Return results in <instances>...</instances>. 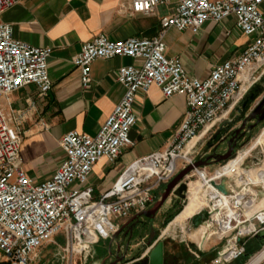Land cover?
I'll return each mask as SVG.
<instances>
[{"label":"built area","instance_id":"2783aa9c","mask_svg":"<svg viewBox=\"0 0 264 264\" xmlns=\"http://www.w3.org/2000/svg\"><path fill=\"white\" fill-rule=\"evenodd\" d=\"M20 1L0 0V264H87L101 240L112 238L125 220L153 205L157 191L205 156L202 140H211L217 130L226 128L232 112L258 84L264 73V0H121L147 16L162 5L176 7L163 17L162 29L152 38L112 41L101 33L82 46L73 62L85 87L91 85V65L98 59L126 56L142 63L120 67L118 81L125 92L114 111L95 136L67 132L60 140L65 161L52 179L39 184L24 168V131L9 98L29 85L42 96L51 91L52 48L15 38L3 14ZM229 17L256 39L238 57L215 64L206 78L192 76L181 57L167 55L168 29L198 34L208 21L219 23ZM154 85L166 97L186 98L187 110L174 141L133 162L111 189L95 197L90 185L94 167L102 158L115 163L134 145L130 132L138 119L136 96ZM253 157L251 165H246V157L228 173L223 170L231 160L218 168V175L209 177L198 167L186 177L196 171L211 188L203 225L210 236L224 242L216 259L220 264L241 259L249 240L264 232V161ZM224 178L231 182L227 192L219 188ZM59 235L64 244L56 240ZM48 250L52 256L45 259ZM258 254H263L258 264H264V244L247 264Z\"/></svg>","mask_w":264,"mask_h":264},{"label":"crops","instance_id":"0c3cea01","mask_svg":"<svg viewBox=\"0 0 264 264\" xmlns=\"http://www.w3.org/2000/svg\"><path fill=\"white\" fill-rule=\"evenodd\" d=\"M175 7V4L162 5L154 15L147 16L135 13L130 2L121 0H21L3 14V20L12 24L15 38L32 46L52 48L49 58V74L53 82L51 91L42 96L36 86L29 85L12 93L9 98L10 106L20 117L24 131L21 148L23 165L36 184L52 179L65 161L66 154L60 140L67 132L77 130L95 136L114 111L125 92L118 81L120 67L142 63L126 56L98 59L91 65V85L85 87L81 71L73 62L82 46L101 33L112 41L131 37L152 38L162 29L163 17L173 14ZM261 9L264 13V3ZM255 39L256 35L244 34L237 27L235 17L219 23L208 21L198 34L170 28L165 35L167 55L181 57L188 73L198 78L209 76L215 64L241 55ZM258 84L264 85V73ZM263 98L264 94L252 108L258 106ZM186 110L184 96L175 94L166 97L156 85L146 92H138L135 102L138 119L130 132L134 145L125 149L115 163L102 158L96 164L90 179L95 197L99 198L111 189L133 162L168 148L174 141ZM258 115L248 122L246 134L258 129L257 126L250 131L259 121ZM241 125L242 122H239L231 132L235 133ZM255 140V148L263 144L264 129ZM256 155L264 161V151ZM246 156L236 162L233 160L230 166L224 168V173H228L231 166L240 164ZM160 191H157V196ZM207 192L211 193V188ZM192 199L204 202L202 187L196 190ZM128 220L123 222L124 227ZM110 239L108 255L93 264H110L120 253L126 258L120 264L133 263L148 256L153 248L151 246L155 244L147 246L145 253L138 257L133 248L128 249L133 253H126L125 245L130 243L125 234L117 231ZM146 240L147 235L142 231L132 240L136 243L131 247L140 248ZM91 261L93 259L87 264ZM204 264L209 263L206 261Z\"/></svg>","mask_w":264,"mask_h":264},{"label":"rangeland","instance_id":"374dc122","mask_svg":"<svg viewBox=\"0 0 264 264\" xmlns=\"http://www.w3.org/2000/svg\"><path fill=\"white\" fill-rule=\"evenodd\" d=\"M236 112H237V108L232 112L231 115L235 114ZM231 117L232 116H230V119ZM263 129H264V122L260 123V125H258V129L252 134L248 135L245 133L244 138L242 140H239L237 145L233 146V156L230 158V160L235 159L240 153L244 152L247 148H249V146L253 143V141L261 134ZM229 137H230V132L224 136H222L221 134V138H218L217 140L213 141L212 146L209 148V151L201 159V161L204 162V165L200 167L205 168V171L209 177L216 175L217 174L216 171L218 170V168L223 165L225 166L230 161L228 160L224 162L223 161L219 162L215 160V157H213L227 153V151L230 149L231 139ZM209 142H210V138L207 137L206 139L202 140L200 145L205 150L208 147ZM259 151L261 152L264 151V141L260 147H257L255 152L250 153L246 156L247 158H249L248 160L246 159V165H251L252 156H256V153ZM191 175L187 178L186 182L188 184L190 183H197V184L195 185L194 190L191 192L190 198L193 197L196 190L201 188V184H202V196H203L204 204L205 206H207L208 205L207 200L209 198L208 197L209 193L207 192L208 191L207 185L200 179L197 173L194 174V176ZM223 180L227 181L226 188L228 189L229 183L231 182L227 178L226 179L224 178ZM223 180L221 181V185ZM164 188L165 187L161 189L160 193L157 196V199L160 198ZM186 195L187 197L185 200L177 197L175 194H172L170 196L168 201L165 203V205L156 215L153 225L150 227V229L148 228L147 230L143 231V234L147 235L148 240H146V243L142 245V247L140 248L131 247L132 245L134 246V243H136V241H132L128 245L126 244L125 247H127V249L129 250L133 248L132 251L135 253L136 256L139 257L145 253L147 246H151V244H154L158 240H162L165 242L166 255L171 257H177L176 260L177 262H179V264H198L199 262L202 261L203 262L207 261L209 264H220L216 262V259L218 257V252L224 246V242L220 243L216 236H210V233L207 232L208 230L206 227L203 228L202 230H198V228H195L193 226L191 219L189 217H180L175 221H173L178 214L170 222H167V219L172 214H174L179 207H182L181 211L183 210L185 204L187 203L188 192L186 193ZM144 220L149 221L147 217H145ZM153 233L155 236L154 239L152 240V243L150 244L149 240L151 239ZM193 234L197 236L193 237ZM204 234L205 235L207 234V238L205 242L202 243L201 241L202 238L205 236ZM56 240L60 244L65 243V238L63 235L57 236ZM110 243H111V239L107 241L103 239L96 245V254L93 257V262L91 261L92 264L97 259H103L108 255V252L110 251ZM248 245L249 248L248 250L246 249V254L241 259L229 264H247L250 261V259L261 249L263 244L261 243V240L256 237L250 239ZM129 250L128 251L126 250V252L131 253L132 251ZM51 256H52V251L48 250V252L45 255V259H49ZM0 257H1V252H0ZM91 262L89 264H91Z\"/></svg>","mask_w":264,"mask_h":264},{"label":"water","instance_id":"95a60500","mask_svg":"<svg viewBox=\"0 0 264 264\" xmlns=\"http://www.w3.org/2000/svg\"><path fill=\"white\" fill-rule=\"evenodd\" d=\"M262 94H264V85L263 84H257L250 91V93L247 95V97L244 99V101L241 103V107L240 106L237 107V112L232 115V117L229 121L226 122L228 127L225 129L224 128L219 129L217 131V133L212 137V139L210 140V142L208 144V147L204 150L205 153H207L209 151V148L212 146V143L214 140H217L219 136H220L219 138H221V133H223V130H224V133L222 134V136L226 135L227 132H229L230 129H232V127H234V124L236 122H238V123L242 122V125L236 129V132L240 133L243 129H245L247 127L248 122L253 121L256 118L260 109H264V98L258 106H255L254 109L252 108V106L254 105V103H256L257 99H259ZM248 112H250V114L247 115ZM263 120H264V118L259 120L257 122V124L252 126L251 130H254L255 127ZM233 139H232V141H233ZM232 156H233V146H230V149L227 151L226 154H222L220 156H213V157H215L216 161H219V162L223 161L224 162V161L230 160V158ZM202 165H204V162L199 160V161L195 162L194 165H190V166L186 167L185 169L181 170L165 186L160 198L157 199L155 201V203L153 205H151L148 209H146L142 212L136 213L131 218L129 223L131 221H133L134 219H139L142 216H146L149 218L150 225L152 226L156 215L162 209V207L165 205V203L168 201V199L170 198V196L172 194H175L177 197L185 200L187 197L186 193L188 192V183L186 182V177L195 168H198ZM226 184H227V181L223 180L222 185L219 187L220 190L227 192ZM206 218H207V211L201 210L200 212H198L197 214H195L191 218V222L195 228H200L203 225ZM154 236L155 235L153 233L151 239L149 240L150 244L152 243ZM257 238L261 240L262 244H264V232H260L257 235ZM131 239H132V235H130L129 243H130ZM127 251H128V249H127ZM124 257L125 256H123V258H121V259L115 260L114 262H112L110 264L123 263L125 261ZM165 261H166L165 242L162 240H158L157 242H155V244H154V246H153V248H152V250L148 256H145V258H143L142 260H139V261H136L133 263H127V264H166Z\"/></svg>","mask_w":264,"mask_h":264},{"label":"flooded vegetation","instance_id":"af4514ba","mask_svg":"<svg viewBox=\"0 0 264 264\" xmlns=\"http://www.w3.org/2000/svg\"><path fill=\"white\" fill-rule=\"evenodd\" d=\"M264 109H260V111H259V115H258V117H260L258 120H260V119H262V117H263V114H264V111H263ZM255 120V119H254ZM264 121V120H263ZM237 124H238V122H236L235 124H234V127L235 126H237ZM260 124V123H259ZM258 124V125H259ZM257 125V126H258ZM257 126L255 127V128H257ZM228 127V126H227ZM226 127V128H227ZM234 127H232V129H234ZM247 127H248V124H247ZM247 127L245 128V129H243L240 133H237V132H235V133H233V132H231V130L232 129H230V139H231V141H230V146H235V145H237L238 144V141L239 140H242L243 138H244V135H245V133H247L246 131H247ZM225 129V128H224ZM218 131V130H217ZM217 131L215 132V134L217 133ZM250 131H253V130H250ZM229 132H227V133H229ZM223 133H224V130H223ZM223 133H221V134H223ZM214 134V135H215ZM213 135V136H214ZM220 137V136H219ZM218 137V138H219ZM234 138V139H233ZM232 139H233V141H232ZM146 216H142V217H140L139 219H134L133 221H131L130 223H129V221L131 220V218H129V220L126 222V223H128L125 227H124V224L120 227V229L118 230V231H120V234H125L126 235V238L127 239H129L130 238V235H132V239H131V241L135 238V236H137V235H139L142 231H145L147 228H149L150 229V227H151V225H150V222L149 221H145L144 220V218H145ZM148 218V217H147ZM149 219V218H148ZM125 223V224H126ZM123 227V228H122ZM127 233V234H126ZM131 241H130V243H131ZM166 253V252H165ZM123 256H125L124 254H118V255H115V258L113 259V262L115 261V260H117V259H121V258H123ZM126 258L124 257V260H125ZM177 257H171V256H167L166 255V264H179V262H177ZM198 264H204V262L202 261V262H199Z\"/></svg>","mask_w":264,"mask_h":264},{"label":"bare ground","instance_id":"6f19581e","mask_svg":"<svg viewBox=\"0 0 264 264\" xmlns=\"http://www.w3.org/2000/svg\"><path fill=\"white\" fill-rule=\"evenodd\" d=\"M258 140V139H257ZM257 146V143H256V140H255V143H253L251 146H249V148H248V150L246 151V153L244 154L243 152V154L244 155H241V156H238L237 158H235V159H233L234 160V162H236L239 158H241V157H244V156H246L247 154H250V152L255 148ZM233 160H231L230 162H229V165L228 166H230V164H231V162L233 161ZM228 166H226V167H228ZM195 173H197L196 171L194 172V174ZM216 175H218V174H216ZM207 179V178H206ZM197 183H190L189 185H188V199H187V203L185 204V206H184V208H183V210L175 217V219L173 220V221H175L176 219H178V218H180V217H189L190 219L195 215V214H197L198 212H200L201 210H208V207L207 206H205V204H204V202H197V201H194L192 198H190V194H191V192L194 190V187H195V185H196ZM199 184H201V183H199ZM201 187H202V184H201ZM172 221V222H173ZM171 224V223H170ZM203 228H205V226H201L200 228H198V230H202ZM196 231H197V229H196ZM200 232V231H199ZM194 233H195V231H194ZM208 233H210V232H208ZM201 235V234H200ZM205 235V234H204ZM197 235H194L193 234V237H196ZM202 236V235H201ZM206 238H207V234L202 238V243H204L205 242V240H206ZM210 238V237H209ZM214 241V240H213ZM209 245V244H208ZM202 246V245H201ZM203 248V247H202ZM262 256H263V254H258L257 256H255L252 260H251V262L249 263V264H258L259 263V261L261 260V258H262Z\"/></svg>","mask_w":264,"mask_h":264},{"label":"trees","instance_id":"16d2710c","mask_svg":"<svg viewBox=\"0 0 264 264\" xmlns=\"http://www.w3.org/2000/svg\"><path fill=\"white\" fill-rule=\"evenodd\" d=\"M181 209L182 207H179L178 210L167 219V222H170L177 214H179L181 212ZM248 248H249V245L247 246V250Z\"/></svg>","mask_w":264,"mask_h":264}]
</instances>
